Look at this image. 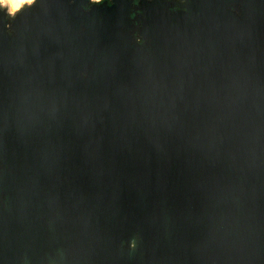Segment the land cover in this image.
<instances>
[{"label": "water", "instance_id": "95a60500", "mask_svg": "<svg viewBox=\"0 0 264 264\" xmlns=\"http://www.w3.org/2000/svg\"><path fill=\"white\" fill-rule=\"evenodd\" d=\"M0 5V264H264V0Z\"/></svg>", "mask_w": 264, "mask_h": 264}, {"label": "clouds", "instance_id": "9594fccd", "mask_svg": "<svg viewBox=\"0 0 264 264\" xmlns=\"http://www.w3.org/2000/svg\"><path fill=\"white\" fill-rule=\"evenodd\" d=\"M31 3H35V0H32ZM5 4L10 5L7 14L14 18L16 11L19 10L21 4L19 2H13V0H0V5H5ZM93 4H99V0H93Z\"/></svg>", "mask_w": 264, "mask_h": 264}, {"label": "snow or ice", "instance_id": "6c2138e0", "mask_svg": "<svg viewBox=\"0 0 264 264\" xmlns=\"http://www.w3.org/2000/svg\"><path fill=\"white\" fill-rule=\"evenodd\" d=\"M25 2H27V3H31L32 0H20V4H23V3H25Z\"/></svg>", "mask_w": 264, "mask_h": 264}, {"label": "rangeland", "instance_id": "374dc122", "mask_svg": "<svg viewBox=\"0 0 264 264\" xmlns=\"http://www.w3.org/2000/svg\"><path fill=\"white\" fill-rule=\"evenodd\" d=\"M27 2H25V3H23V4H21V7L24 5V4H26ZM3 6H7L8 7V9H9V7H10V5H7V4H5V5H3ZM20 7V8H21Z\"/></svg>", "mask_w": 264, "mask_h": 264}, {"label": "bare ground", "instance_id": "6f19581e", "mask_svg": "<svg viewBox=\"0 0 264 264\" xmlns=\"http://www.w3.org/2000/svg\"><path fill=\"white\" fill-rule=\"evenodd\" d=\"M13 2H19L20 3V0H13Z\"/></svg>", "mask_w": 264, "mask_h": 264}]
</instances>
